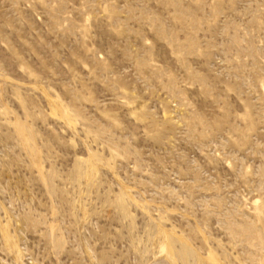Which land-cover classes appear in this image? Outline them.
<instances>
[{
    "label": "rangeland",
    "instance_id": "1",
    "mask_svg": "<svg viewBox=\"0 0 264 264\" xmlns=\"http://www.w3.org/2000/svg\"><path fill=\"white\" fill-rule=\"evenodd\" d=\"M0 264H264V0H0Z\"/></svg>",
    "mask_w": 264,
    "mask_h": 264
}]
</instances>
